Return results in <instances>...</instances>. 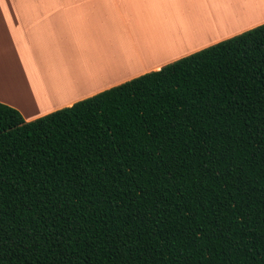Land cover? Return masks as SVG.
Masks as SVG:
<instances>
[{
	"label": "trees",
	"instance_id": "obj_1",
	"mask_svg": "<svg viewBox=\"0 0 264 264\" xmlns=\"http://www.w3.org/2000/svg\"><path fill=\"white\" fill-rule=\"evenodd\" d=\"M0 264H264V24L29 123L0 103Z\"/></svg>",
	"mask_w": 264,
	"mask_h": 264
},
{
	"label": "crops",
	"instance_id": "obj_2",
	"mask_svg": "<svg viewBox=\"0 0 264 264\" xmlns=\"http://www.w3.org/2000/svg\"><path fill=\"white\" fill-rule=\"evenodd\" d=\"M228 5L0 0V103L29 123L264 24Z\"/></svg>",
	"mask_w": 264,
	"mask_h": 264
},
{
	"label": "rangeland",
	"instance_id": "obj_3",
	"mask_svg": "<svg viewBox=\"0 0 264 264\" xmlns=\"http://www.w3.org/2000/svg\"><path fill=\"white\" fill-rule=\"evenodd\" d=\"M240 1V0H238ZM241 2H244V6H238L239 8H236L237 6L235 5V0H229V5H228V11H229V15H232L234 13H238L241 14L244 10V8H257V6H260V14L258 16V18H254V21H263L264 20V0H241ZM233 7V8H232ZM234 9V11H233ZM233 16V15H232ZM245 23H243V26L240 27H244L248 21H244Z\"/></svg>",
	"mask_w": 264,
	"mask_h": 264
},
{
	"label": "bare ground",
	"instance_id": "obj_4",
	"mask_svg": "<svg viewBox=\"0 0 264 264\" xmlns=\"http://www.w3.org/2000/svg\"><path fill=\"white\" fill-rule=\"evenodd\" d=\"M235 5L237 6L236 8H239L238 6H244V2H241V0L240 1H238V0H235ZM233 8V7H232ZM234 10V9H233Z\"/></svg>",
	"mask_w": 264,
	"mask_h": 264
}]
</instances>
